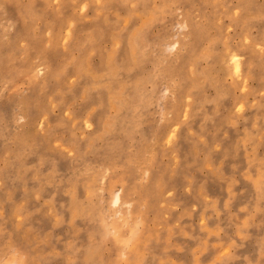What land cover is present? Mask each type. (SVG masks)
<instances>
[{
  "label": "rangeland",
  "instance_id": "obj_1",
  "mask_svg": "<svg viewBox=\"0 0 264 264\" xmlns=\"http://www.w3.org/2000/svg\"><path fill=\"white\" fill-rule=\"evenodd\" d=\"M0 264H264V0H0Z\"/></svg>",
  "mask_w": 264,
  "mask_h": 264
},
{
  "label": "bare ground",
  "instance_id": "obj_2",
  "mask_svg": "<svg viewBox=\"0 0 264 264\" xmlns=\"http://www.w3.org/2000/svg\"><path fill=\"white\" fill-rule=\"evenodd\" d=\"M233 67L235 68V69H234L235 71H236V69H239V62H238V61H237V62L235 61ZM116 199L118 200L119 198L116 197Z\"/></svg>",
  "mask_w": 264,
  "mask_h": 264
}]
</instances>
